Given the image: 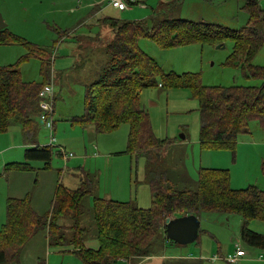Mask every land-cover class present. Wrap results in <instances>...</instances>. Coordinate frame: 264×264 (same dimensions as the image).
I'll return each instance as SVG.
<instances>
[{"label": "rangeland", "instance_id": "obj_1", "mask_svg": "<svg viewBox=\"0 0 264 264\" xmlns=\"http://www.w3.org/2000/svg\"><path fill=\"white\" fill-rule=\"evenodd\" d=\"M100 2L101 0H0V15L7 25L6 28L13 35L21 38L25 44L0 45V68L15 67L24 83L43 85L46 82L42 74L43 55L50 60L53 77L52 72L58 71L60 59L68 56L69 64L73 66L71 51L75 47L74 38L91 33L95 35L99 28L96 25L97 20L102 14L109 16L112 12L110 15L112 18L129 19L122 18L123 12L114 11L104 0L101 5H99ZM96 3H99L97 5L103 12L98 16L88 17L87 20V15L92 11L91 8H86L87 5H96ZM227 6L229 5L225 7ZM230 6L232 9L235 7L234 4ZM170 8L178 12L180 10L178 4H172ZM138 11L144 13L139 16ZM128 13L133 14L134 18L131 21L136 22L142 19L147 27L152 28L150 10L131 7L125 10L123 16ZM237 14L244 16L242 12ZM153 19L156 22L159 21L155 15ZM237 19L238 22L236 20L227 22L228 28L241 29L246 24V19L241 20L240 16ZM208 21L213 20L205 22ZM61 35L66 41L64 45L57 43L59 39H62ZM70 36L72 37L68 38ZM110 42L112 40L106 44ZM232 46L231 41H226L223 43V48L219 49L217 45L210 44L161 49L148 38H142L138 42L139 49L151 57L162 71L178 76L186 73L197 74L204 87L261 86V79H245L240 70L227 64L232 53ZM61 48H65L69 53L65 54ZM96 57L97 53H94L92 64L95 60L98 65L89 64V69L84 72L81 66L71 67L66 74H57L54 84L52 81L56 141L53 146H50L53 156L49 164L35 162L32 173L6 172L4 170L6 162L11 159L16 162L24 161L19 150L10 148L19 140L20 128L16 127L15 121H11L8 131L0 133V226L4 222L5 199L8 196L27 199L37 215L46 219V223L42 224L44 227L39 223H23L26 225L23 228L19 223L14 224V228L20 227L22 240L26 233L38 228L40 231L21 247L16 262L11 263L12 260H8L11 264H85L81 257L74 253L71 246H53L51 235L48 234V221L52 214L57 188L61 186L63 189L66 187L75 189L77 187L75 178L69 176L72 174L71 171L82 170L93 176L99 198L109 197L119 202H130L143 210H148L152 205L150 188L145 181L156 171L164 172L169 185L179 190H195L200 171L206 169L213 172L225 171L229 176L230 187L234 190L257 187L264 191V127L256 120L251 121L248 132L237 136L233 150L215 147L201 148L198 142L199 102L189 89H161L159 86L141 91L140 103L149 117L154 136L159 140L174 142L167 150L164 149L160 155H156L152 161H148L142 155L132 156L126 152L129 135V126L126 124L106 133H97L93 125L82 127L79 125V127L73 119L84 115L83 81L97 79L101 71V62ZM253 65L264 68V47L256 54ZM62 67L65 69L64 66ZM92 71L93 76H91ZM50 79L48 83H51ZM39 125L38 133L44 142L40 146H48L49 132L41 122ZM181 135L185 137V140L180 139ZM5 147L8 148L5 149ZM70 154L72 157H67ZM64 158L69 160L65 161ZM86 180L93 194L95 187H92L93 183L91 185V182H88L93 180L89 178ZM92 201L90 196L83 199L84 211L81 210L80 223L82 227L89 230L84 241L85 248L97 251L99 242L96 238L93 214L89 212ZM64 211L65 208L61 217L66 219L60 220L61 232L58 231L57 235L62 233L64 238L69 240L72 238V232L69 229L71 223L67 221V218L71 216V212L64 213ZM2 219L3 222H1ZM199 221V230H201L198 235L199 240L184 246L166 240L165 226L159 221L154 222L152 229L147 228L144 231V234H147L145 239L151 245L148 256L117 255L120 260L115 264H194L193 261L183 262L173 259L182 256L198 257L200 254L209 257L213 253L221 252L222 248V255H226L228 249L234 252L237 245L248 253L254 252L251 258L252 264H264V251L248 247L241 240L243 219L240 215L202 212L199 215ZM247 228L258 234H264V223L259 221L253 220ZM131 231H134V228ZM212 235L218 241L214 240ZM8 242L9 239L4 241L2 246L9 254V259H12L17 254L14 247L7 245ZM118 250L122 249L110 248L107 251L115 253ZM259 254H262V259H258ZM212 264L216 263L213 261Z\"/></svg>", "mask_w": 264, "mask_h": 264}, {"label": "trees", "instance_id": "obj_2", "mask_svg": "<svg viewBox=\"0 0 264 264\" xmlns=\"http://www.w3.org/2000/svg\"><path fill=\"white\" fill-rule=\"evenodd\" d=\"M246 9L248 21L239 30L187 20L164 19L150 28L141 21L103 19L102 24L114 30L112 42L105 47L108 60L98 79L85 90L84 115L73 121L77 120L84 126L93 125L97 133L113 131L122 124L128 125L126 152L152 161L173 142L154 136L149 117L140 103V93L150 87L185 88L199 102L200 147L233 150L237 136L248 132L251 121L256 120L264 127V68L253 65L256 54L264 47V14L254 0L247 2ZM142 38L154 41L161 49L194 44L216 46L231 41L232 53L227 64L240 70L245 79H261L262 84L259 87L208 88L201 84L197 74L178 76L166 73L139 49L138 42ZM9 44L25 45L7 28L0 30V45ZM42 57V74L46 78L43 85L24 83L15 67L0 68V133L7 132L11 121L15 120L21 125L27 141L35 134L39 118V92L49 84L51 75L50 60L44 55ZM52 156L49 146H37L24 153L27 162L44 164H49ZM10 167L27 170L29 166L14 164ZM148 186L152 201L148 210L139 209L130 202L93 198L89 212L93 214L99 242L97 251L85 248L84 241L89 230L80 223L81 210L84 211L82 201L92 189L87 182H83L77 190L59 186L48 221V234L53 246H71L85 264H115L120 260L117 255L148 256L151 245L146 241L144 231L152 229L154 222L159 221L166 228L164 222L169 217L195 215L199 218L202 212H216L240 215L244 219L241 240L248 247L264 251V235L247 228L253 220L264 223V191L257 187L234 190L225 171L206 169L200 171L195 190L174 188L169 185L165 173L158 171L150 175ZM64 208V213L71 212L67 218L72 232L69 240L62 233L57 235L58 231L61 232L60 220L66 219L61 217ZM6 211V222L0 228V264L16 262L21 247L40 231V228L30 231L22 240L20 227H26L23 223H39L42 227L46 223V219L37 215L27 199H9ZM18 223L20 227L15 226V229L14 224ZM132 228L134 231H131ZM8 239L7 245L14 247L17 254L12 259L2 246ZM110 248L122 250L109 253L107 250Z\"/></svg>", "mask_w": 264, "mask_h": 264}, {"label": "crops", "instance_id": "obj_3", "mask_svg": "<svg viewBox=\"0 0 264 264\" xmlns=\"http://www.w3.org/2000/svg\"><path fill=\"white\" fill-rule=\"evenodd\" d=\"M248 1L249 0H154L152 2V0H149L148 3L145 6H142L140 8L141 9H148V10L151 11V13H152V24H151V27L155 26L159 21H162L164 19H171V20H187V21H192V22L211 23V24H216V25H220V26L228 28V25H227L228 23L227 22L235 21V20H236V22H238L239 20L237 18L239 16L241 17V20H245L246 19V24H247L248 15H247L246 6H247V2ZM254 1H256L257 5L259 6V8L261 9V11L264 14V0H254ZM104 2H105V0H104ZM104 2H103V0H101L100 4L96 3V5H92V4L91 5H87L86 8H91L92 9L90 14L87 15V20L90 17L98 16L99 14H101L103 12V10L100 11V8H99V6L97 4L101 5ZM172 4H178L179 5V7H180L179 12L170 8V6ZM230 4H234L235 7L232 9ZM226 5H229V6L225 7ZM111 8L114 11L125 13V11H119L116 8H113V7H111ZM95 9H96V11H95ZM223 9L225 11H222ZM237 12H242L244 14V16L242 14H237ZM123 13H122V18L123 17H128L129 19H125L124 18V20L123 19L119 20V19H116V18H112L110 16L112 14V12L109 13V16L105 15V14H102L101 18H99L97 20V24L96 25L99 28L97 30L98 32H96L95 35H92V33H91V34H85V35H83V37H81V36L75 37L74 41H73V43L75 44V47L71 51V55H72L73 61H74L73 66H71L69 64L68 56L64 57V59H60L61 62L59 64L58 71L53 70L52 73L54 74V77L51 74L50 77H49V78H51L49 82H51V84H52V81H53V84H54V80H55L57 74H66L71 67H75L76 68L77 66H81V69L83 68V72L86 69H89V64H92V58H93L94 53H97V57L96 58H99V62H101L100 63L101 64V71H100V73L98 75V77H99L101 75L102 71H103V68L105 67V64H106L107 60H108L107 56L105 54V47L107 45L106 43L111 41L113 36H114V30L111 29L107 25H103L102 24V20L103 19H115V20L120 21V22H134V21H131L132 18H134L132 13H128L126 16H123ZM137 13H138L139 16H141L142 13H144V12L138 11ZM154 15L159 18L158 22H156L155 19H153ZM144 16H146V15H144ZM209 18H212V19H209ZM219 19L220 20L222 19V21H220ZM207 20H213V21L205 22ZM140 21L144 22L142 19L138 20L137 22H140ZM246 24L243 27H241V29L244 28L246 26ZM229 29H231V28H229ZM232 30H234V29H232ZM236 30H239V29H236ZM60 37H62V39H59L57 41V43L60 44V45L66 44L65 43L66 41H64L65 39H64L63 35H61ZM71 37L72 36H70L68 38H71ZM218 45H223V44L221 43V44H218ZM61 50L65 54L69 53L68 50H66L65 48H61ZM94 64L98 65V62H95V60H94L92 65H94ZM62 66H64L65 69H62L63 68ZM91 76H93V71H92ZM97 79H95V80L89 79L87 81H83V84L85 86V90L90 84H92ZM52 86H53V90H54V85H52ZM54 100L55 99H53V101ZM54 109H55V107H54ZM74 119H77V118H74ZM73 122L76 123L78 126L80 125L77 122V120H75ZM15 123H16V127L19 126V128H20L21 136H20L19 140L17 142H15L14 144H12V146L10 148L13 147V148L19 150L20 153H22V155H23L24 161L16 162L13 159H11L10 161H8V162H6L4 164V170L6 172L32 173V171L35 168L33 166L35 161L27 162L25 160V158H24V153H25L26 150L34 149L35 147L40 146V144L44 143V142H42V138H40V133H38L39 128H40L39 120L37 118V127L35 128V134L32 137L28 138V140L30 139V141L26 140V137H25V134H24V131H23L21 125L17 121H15ZM80 126L82 127L83 125H80ZM55 128H56V126H55V122H54L53 134L55 132ZM89 131H90V128H89ZM4 133H6V132H4ZM1 134H3V133H1ZM183 140H185V138ZM173 144H174V142H173ZM7 148L8 147H5V149H7ZM56 155H58V153ZM9 159H10V157H9ZM67 160H69V159H65V161H67ZM14 164H28L29 167H28L27 170H20V169H17L16 167L15 168H11L10 166L14 165ZM79 169H81V168H79ZM71 172H72V174H70L69 176H72V177L75 178V180L77 182V187L75 189H70V190L79 189L82 186L83 182L87 181L86 180L87 178L93 180V181H88V182H91V185L93 183L92 187L93 188L95 187V183H94L95 179H94L93 176H90L89 174H86L82 170L77 171V172H73V171H71ZM145 184L148 186V179L145 181ZM88 196H90V198L92 200H93V198H97L98 197L97 193H96V187H95L94 193L93 194L91 193ZM9 199H17V198L8 196L5 199V209H4V217H3L4 222H3V219H2L1 222H3V223L1 224L0 228L5 224L6 219H7L6 204H7V201ZM103 199L113 200V199H111L109 197L103 198ZM113 201H115V200H113ZM91 205H92V203H91ZM90 207H92V206H90ZM252 222H249L248 224H250ZM243 225H244V219H243ZM242 228H243V226H242ZM200 232H201V230H199V235H200ZM212 238L214 240H217L214 235H212ZM198 240H199V237L197 238V240L195 242H197ZM217 241H216V243H219ZM237 247H239V246L237 245L236 248ZM218 250H221V249H218ZM222 251H223V248H222L221 252L213 253L209 257L207 255L200 254L198 257L182 256L181 258L175 257V259H173V260H180V261H183V262L193 261L194 264H212L213 261L216 264H220L221 262H225L227 264H231V263L226 262L225 258L229 254H234L235 251L233 252V251L228 249V252H227L226 255H222ZM252 255L254 256V252L248 253L247 251H245V256L242 257L241 259H239V261L234 263V264H252V259H251V258H253ZM261 255L262 254L258 255V259H262Z\"/></svg>", "mask_w": 264, "mask_h": 264}, {"label": "built area", "instance_id": "obj_4", "mask_svg": "<svg viewBox=\"0 0 264 264\" xmlns=\"http://www.w3.org/2000/svg\"><path fill=\"white\" fill-rule=\"evenodd\" d=\"M149 0H105L106 4L116 8L119 11H125L131 7H142L148 3ZM54 90L51 83L46 84L39 92V122L49 132V147L53 146L56 139L53 134L54 130ZM62 152V151H61ZM67 157H72V154ZM66 157V158H67ZM245 256V251L237 247L234 254L226 256L225 260L228 263L234 264Z\"/></svg>", "mask_w": 264, "mask_h": 264}, {"label": "water", "instance_id": "obj_5", "mask_svg": "<svg viewBox=\"0 0 264 264\" xmlns=\"http://www.w3.org/2000/svg\"><path fill=\"white\" fill-rule=\"evenodd\" d=\"M6 26L0 15V30L5 29ZM219 48H223V45H218L217 49ZM184 138L181 135L180 139ZM165 224V239L168 241L184 246L194 243L198 238L200 221L195 215L169 218Z\"/></svg>", "mask_w": 264, "mask_h": 264}]
</instances>
